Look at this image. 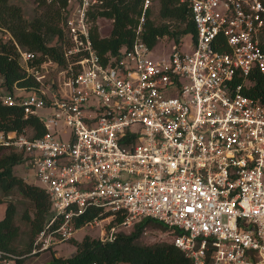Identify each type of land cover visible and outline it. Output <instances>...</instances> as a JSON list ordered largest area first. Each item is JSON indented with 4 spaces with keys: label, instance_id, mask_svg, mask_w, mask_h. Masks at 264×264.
<instances>
[{
    "label": "built area",
    "instance_id": "built-area-1",
    "mask_svg": "<svg viewBox=\"0 0 264 264\" xmlns=\"http://www.w3.org/2000/svg\"><path fill=\"white\" fill-rule=\"evenodd\" d=\"M187 1L196 30L188 51L174 42L150 56L155 46L138 36L142 14L132 44L103 63L88 20L101 0H66L64 64L53 62L52 82L46 61L34 65L35 54L16 45L39 85L3 92L1 103L45 130H2L0 146L21 152L52 211L27 255L82 226L112 240L116 227L148 217L178 231L172 243L193 264H264V103L242 93L252 70L264 75V0ZM91 207L108 214L77 226ZM17 257L0 250L1 264Z\"/></svg>",
    "mask_w": 264,
    "mask_h": 264
},
{
    "label": "trees",
    "instance_id": "trees-1",
    "mask_svg": "<svg viewBox=\"0 0 264 264\" xmlns=\"http://www.w3.org/2000/svg\"><path fill=\"white\" fill-rule=\"evenodd\" d=\"M35 1L39 6H45V9L39 16L27 20L18 5L11 4L9 0H0V30L9 35L8 40H0V95L3 92L12 93L16 87L30 90L39 85L21 66L16 45L35 54L32 63L36 66L44 61H52L59 66L64 64L61 48L64 42L62 23L65 18L63 8L66 6V0ZM156 1V17L152 16L149 5L143 10L144 0H101L99 5L88 12L90 39L103 63L115 57L122 48L132 44L142 14L144 19L140 24L138 36L149 47L156 46L158 40L164 36L175 43L180 42L185 34H191L195 40L196 30L188 1ZM99 19H108L111 23L107 36L99 33ZM53 39L57 43L51 44ZM243 81L241 76H237L233 83ZM246 84L247 87L242 89V93L264 103V75L252 70L246 77ZM25 127L29 128L34 136L41 135L45 130L37 116L24 117L20 106L4 105L0 100V131L20 132ZM21 161V152L0 146V203L14 191L30 202L29 210L25 208L21 213L22 220L27 223L28 237L23 248H18L19 226L15 222L14 202L6 203L0 218V250L21 256L13 258L9 264H22L24 258L33 255L27 253L32 248L34 237L52 216L50 203L43 189L28 183L14 172V166L21 164ZM100 211V208H88L76 218V225L81 226L95 217L108 214L104 212L99 216ZM122 218L123 214L118 212L111 222L118 224ZM153 220L158 221L148 217L142 218L132 225L133 228L129 232L120 228L112 240L102 241L90 235H84L80 241L71 238L69 241L74 243V252L66 257L52 255L46 264H193L183 251L173 245L172 239L160 244L141 241L145 226ZM164 227L168 228L165 225ZM170 230L173 238L178 231Z\"/></svg>",
    "mask_w": 264,
    "mask_h": 264
},
{
    "label": "rangeland",
    "instance_id": "rangeland-1",
    "mask_svg": "<svg viewBox=\"0 0 264 264\" xmlns=\"http://www.w3.org/2000/svg\"><path fill=\"white\" fill-rule=\"evenodd\" d=\"M11 4L18 5L21 9V13L23 17L27 20H31L32 18L39 16L45 6H39L35 0H9ZM149 7H151L152 16L156 17L158 12V2L156 0H150ZM98 30L100 35L107 36L110 28L111 23L108 19H99L98 20ZM9 39V35L4 31L0 30V40L6 41ZM193 39L191 34H185L182 36L180 42L177 44L180 46L182 51H188L191 48ZM51 44L57 43L55 39H53ZM174 43L173 40L169 39L167 36L161 37L156 46L151 50L150 56L155 57L157 55H165L169 51L170 45ZM42 73L44 74V83L48 84L57 78L58 67L53 64V62L46 61L42 63ZM1 82V78H0ZM174 88H171V93L173 94ZM51 110L48 108L40 109L38 112L40 114H45L50 112ZM137 127V125H136ZM139 128V126L137 127ZM29 129V128H28ZM28 132L30 130H27ZM66 135H64L65 137ZM14 172L20 176H22L28 183L40 186L38 180L30 173H26L23 166L21 164H17L13 168ZM264 179V176H263ZM8 201L14 202L16 207V215H15V222L19 226V238L17 242L19 243L18 248H23L24 243L28 239L27 237V223L22 220L21 213L22 211L27 208H30V202L23 198L18 192L14 191L10 196L4 197L3 202L0 203V216L3 214L4 206ZM28 206V207H27ZM104 223V222H103ZM121 228V229H120ZM133 228H122L120 226L116 227V230H124L125 232L131 231ZM107 231V230H106ZM100 227L93 225L92 227L89 226H82L78 228L73 233V239L75 241H80L84 235H90L93 237L99 238ZM141 241L147 244L153 243H163L169 242L172 239L171 230L164 227L158 221H150L144 228L143 233L140 237ZM75 250L74 243L69 240L61 241L53 245L50 249L38 252L37 254L29 255L24 258V262L22 264H46L50 261L52 255L54 256H62L66 257L72 254Z\"/></svg>",
    "mask_w": 264,
    "mask_h": 264
},
{
    "label": "crops",
    "instance_id": "crops-1",
    "mask_svg": "<svg viewBox=\"0 0 264 264\" xmlns=\"http://www.w3.org/2000/svg\"><path fill=\"white\" fill-rule=\"evenodd\" d=\"M4 208H5V206H4ZM3 213H4V211H3ZM3 215V214H2ZM2 215L0 216V218L2 217Z\"/></svg>",
    "mask_w": 264,
    "mask_h": 264
}]
</instances>
